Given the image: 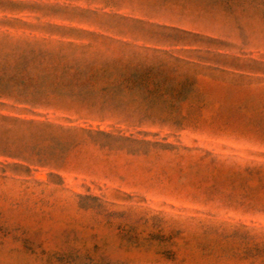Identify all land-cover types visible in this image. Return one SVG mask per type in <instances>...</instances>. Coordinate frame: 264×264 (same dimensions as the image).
<instances>
[{
  "label": "rangeland",
  "instance_id": "rangeland-1",
  "mask_svg": "<svg viewBox=\"0 0 264 264\" xmlns=\"http://www.w3.org/2000/svg\"><path fill=\"white\" fill-rule=\"evenodd\" d=\"M0 264H264V0H0Z\"/></svg>",
  "mask_w": 264,
  "mask_h": 264
}]
</instances>
